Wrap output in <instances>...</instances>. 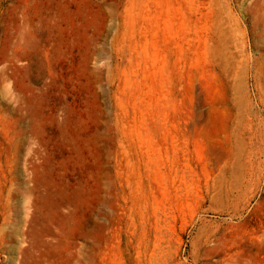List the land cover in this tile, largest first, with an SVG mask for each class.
Listing matches in <instances>:
<instances>
[{"label": "rangeland", "instance_id": "rangeland-1", "mask_svg": "<svg viewBox=\"0 0 264 264\" xmlns=\"http://www.w3.org/2000/svg\"><path fill=\"white\" fill-rule=\"evenodd\" d=\"M0 264H264V0H0Z\"/></svg>", "mask_w": 264, "mask_h": 264}]
</instances>
